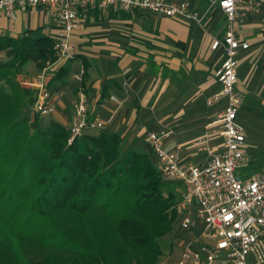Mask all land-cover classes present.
I'll return each instance as SVG.
<instances>
[{"label": "crops", "instance_id": "0c3cea01", "mask_svg": "<svg viewBox=\"0 0 264 264\" xmlns=\"http://www.w3.org/2000/svg\"><path fill=\"white\" fill-rule=\"evenodd\" d=\"M167 1L184 2L200 21L135 8L114 12L94 7L81 13L70 37L73 58L53 66L64 65L65 74L62 71L61 80L43 78L53 105L50 121L68 129L81 92L86 97V118L103 123L90 133L99 129L117 133L125 150L141 146L151 152L145 136L161 128L173 134L164 149L179 147L184 165L202 163L222 150L219 126L213 122L226 100L212 106L205 101L219 90L213 72L222 62L223 49H211V43L224 35L225 16L218 6L208 9L209 0ZM53 32L43 7H18L13 19L0 13V36L51 38ZM236 34L248 42L236 56L234 86L238 112L242 109L236 123L245 137L242 149L248 160L238 174L246 179L261 171L264 158V3L238 17ZM150 158L158 169L157 156ZM261 251L264 254V236ZM246 259L264 264L255 263L254 254Z\"/></svg>", "mask_w": 264, "mask_h": 264}, {"label": "trees", "instance_id": "16d2710c", "mask_svg": "<svg viewBox=\"0 0 264 264\" xmlns=\"http://www.w3.org/2000/svg\"><path fill=\"white\" fill-rule=\"evenodd\" d=\"M1 51L0 264H161L160 239L176 218L169 182L181 185L117 133L88 131L68 144L62 124L40 127L36 91L17 77L33 62L62 79V64L45 72L57 60L51 38L0 36Z\"/></svg>", "mask_w": 264, "mask_h": 264}, {"label": "built area", "instance_id": "2783aa9c", "mask_svg": "<svg viewBox=\"0 0 264 264\" xmlns=\"http://www.w3.org/2000/svg\"><path fill=\"white\" fill-rule=\"evenodd\" d=\"M264 0H209L208 9L218 6L226 19L222 38H214L211 49L222 47L223 59L213 75L219 90L206 99L212 106L221 98L225 105L217 113L213 123L219 124L222 150L211 153L202 163L184 165L180 162L179 147L164 149V142L172 131L161 128L148 132L145 141L158 158V170L181 186L182 213L180 230L193 235L181 241L178 259L171 264H250L247 256L254 254L255 263L264 261L261 238L264 236V158L259 173L243 179L238 171L248 164L243 152L244 134L236 123L239 100L235 91L237 53L247 49L248 42L237 37V19L242 13L252 12ZM23 6H40L50 15L54 32L51 40L55 49L56 63L73 58L70 37L81 13L94 7L114 12H128L135 8L175 18H193L196 14L187 9L184 2L167 0H0V13L13 19L15 10ZM55 63V64H56ZM43 72L33 83L23 80V85L36 91L31 107L32 115L47 116L53 105L43 80ZM86 97L79 93L75 111L68 125V139H73L95 128L103 127L99 119H87ZM202 139V138H201Z\"/></svg>", "mask_w": 264, "mask_h": 264}, {"label": "rangeland", "instance_id": "374dc122", "mask_svg": "<svg viewBox=\"0 0 264 264\" xmlns=\"http://www.w3.org/2000/svg\"><path fill=\"white\" fill-rule=\"evenodd\" d=\"M5 59H7V56L5 55L4 51H1L0 52V61H3ZM53 66H54V63L47 64V68H45L46 69L45 72H51L53 70ZM42 71L43 70H38L35 67L33 62H28L24 65L22 72L18 75V77H17L18 81L20 82V84L23 87H26V88L28 87L31 89V86L23 85V83H22L23 80L34 81L36 75L41 73ZM218 112H216V114H214L215 118H217ZM241 112H242V109L239 110L238 115L241 114ZM34 115L36 116L34 120L38 121V124H40L41 128H45L47 126L49 120H50V114L47 116H40L38 114H34ZM244 115H245V113H244ZM261 120H262V124L264 125V120L263 119H261ZM246 125L253 127V130H254V127H256V126H252L250 123H246ZM214 126L218 127L219 124L216 123V124H214ZM261 128L263 129V126H261ZM137 148L143 149L141 146H139ZM159 173L162 175L163 180L169 182L168 177H166L160 171H159ZM169 184H170L171 191L177 192V200L174 202V205H173V209L176 211V218H175L174 226H173L172 230L160 239V243H161L162 251H163V255L161 258L162 259L161 264H171V263L175 262L179 256L181 241L187 240L191 236L190 233H185V232L180 230V218H181L182 213L179 211L178 205L181 202V192L176 191L175 187H173L174 185H172L171 182H169ZM172 187H173V189H172Z\"/></svg>", "mask_w": 264, "mask_h": 264}]
</instances>
